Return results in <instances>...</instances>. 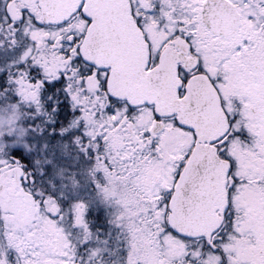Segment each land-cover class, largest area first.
Returning <instances> with one entry per match:
<instances>
[{
	"label": "snow or ice",
	"instance_id": "1",
	"mask_svg": "<svg viewBox=\"0 0 264 264\" xmlns=\"http://www.w3.org/2000/svg\"><path fill=\"white\" fill-rule=\"evenodd\" d=\"M0 264H264V0H0Z\"/></svg>",
	"mask_w": 264,
	"mask_h": 264
}]
</instances>
